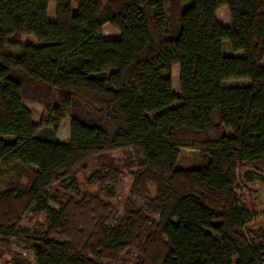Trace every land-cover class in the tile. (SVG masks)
<instances>
[{
    "label": "trees",
    "instance_id": "16d2710c",
    "mask_svg": "<svg viewBox=\"0 0 264 264\" xmlns=\"http://www.w3.org/2000/svg\"><path fill=\"white\" fill-rule=\"evenodd\" d=\"M224 6L231 27L217 20ZM107 25L119 38L103 37ZM263 62L264 0H0V177L33 180L0 193V247L25 244L35 264H128V254L135 264H264V227L248 232L252 213L236 194L238 169L264 163ZM229 80L251 86L227 91ZM27 103L42 107L39 123ZM66 120L69 144L57 137ZM183 149L202 164L178 167ZM127 150L140 159L134 194L157 189L145 210L111 221L112 210L49 194L78 191L87 157ZM69 206L96 216L86 240L21 225L35 210L63 235Z\"/></svg>",
    "mask_w": 264,
    "mask_h": 264
},
{
    "label": "rangeland",
    "instance_id": "374dc122",
    "mask_svg": "<svg viewBox=\"0 0 264 264\" xmlns=\"http://www.w3.org/2000/svg\"><path fill=\"white\" fill-rule=\"evenodd\" d=\"M73 10L74 13L77 12L75 6ZM57 11V4L51 3L49 7V19L51 21H56ZM217 20L222 25L231 27V16L228 7L224 6L218 10ZM119 36V31L111 25L104 27L103 37L105 39H117ZM34 41L32 40V42ZM224 52L229 56H244L242 52L235 53L228 43L224 44ZM172 80L175 92H180L178 66H175L172 70ZM250 86L251 82L246 80H229L223 84L224 89L227 91ZM27 106L31 109L35 122L39 123L43 114L42 107L32 103H27ZM57 137L62 143H70L71 128L68 120L62 124ZM202 158L203 156L197 150L183 149L176 162L178 167L191 169L199 167L202 164ZM139 162L140 159L131 150L89 156L77 165L78 191L61 189L59 185H55L50 188L49 194L61 200L63 204H67L69 199L74 200L77 204H87L88 208L93 207L98 215L102 208L107 211L112 210L111 221L122 220L126 217V212L132 207L137 208V210H145L147 201L153 200L157 195L156 187L150 184H146L143 196L134 194L136 193L133 191L135 179L141 171ZM104 171L111 174L116 171L119 176L115 181H99L96 175H100ZM251 175H253L254 181L250 180ZM236 179V194L240 204L252 213L253 219L247 226V230L255 234L264 227V163L239 168L236 172ZM32 182L30 176L18 178L14 173L5 174L0 177V193L10 188L27 192ZM15 193L18 194L16 191ZM26 201H30V199L27 198ZM50 205L57 209L60 208L53 201H50ZM67 213L69 218L65 223L67 227L62 233L63 235L50 229L45 213L35 210L25 214L21 225L29 234H40L48 231L63 238L78 237V239L86 240L88 233L92 231L97 222L94 213L92 211L82 212L74 206H69ZM111 224H114V222H111ZM25 246V244H14L11 254L7 249L0 247V264H14L18 256L31 264H35L34 255L29 251H25ZM136 256L128 254L125 260H130L128 264H135L138 259V257L136 259Z\"/></svg>",
    "mask_w": 264,
    "mask_h": 264
}]
</instances>
